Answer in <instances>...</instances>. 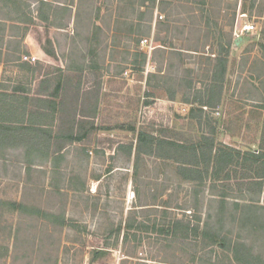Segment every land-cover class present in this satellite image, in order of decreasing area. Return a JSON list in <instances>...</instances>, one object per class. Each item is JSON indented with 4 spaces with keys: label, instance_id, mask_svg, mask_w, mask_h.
I'll use <instances>...</instances> for the list:
<instances>
[{
    "label": "rangeland",
    "instance_id": "rangeland-1",
    "mask_svg": "<svg viewBox=\"0 0 264 264\" xmlns=\"http://www.w3.org/2000/svg\"><path fill=\"white\" fill-rule=\"evenodd\" d=\"M40 1L0 0V111L19 114L0 130V201L42 211L0 202V264H239L240 242L243 264H264V228L232 220L239 173L194 188L135 152L140 131L259 147L264 0ZM229 40L220 103L192 111ZM174 219L200 235L172 236Z\"/></svg>",
    "mask_w": 264,
    "mask_h": 264
},
{
    "label": "trees",
    "instance_id": "trees-1",
    "mask_svg": "<svg viewBox=\"0 0 264 264\" xmlns=\"http://www.w3.org/2000/svg\"><path fill=\"white\" fill-rule=\"evenodd\" d=\"M41 5H49V2L42 0ZM2 20H0L1 22ZM5 27L0 24V44L3 41V31ZM18 43V42H17ZM2 45H0V60L2 55ZM231 46V41L225 43H218V53H214V65L210 75L209 83L204 87V94L200 95L199 100L192 101L196 104V107H192L193 110L202 112L203 106L207 108L216 107L222 98L223 87L225 82V74L228 62V55ZM15 50H18L17 48ZM15 55H9L13 58ZM10 60V59H8ZM174 95H170V99H173ZM195 100V99H194ZM215 100V101H214ZM2 108V107H0ZM14 108V109H13ZM1 110V109H0ZM0 130L3 131L10 129L11 123L17 122L13 120L14 116L19 115L17 109L14 106L1 112L0 111ZM192 117L197 115L192 112ZM208 134V133H207ZM5 140V136H0V142ZM130 151L132 147H129ZM57 150H60L58 147ZM136 158L146 154L154 156L162 160H167L175 164V174L184 180L195 183L197 186H203L206 182H209V188L217 187L218 182L223 180H230L235 173L238 175L235 184L239 187L240 191H244L242 195L243 202L233 201L231 203L235 214L231 215L232 220H237L240 223H247L252 229L260 230L264 228V204H260L259 198H264V132L261 136L259 147L256 150L235 149L229 145L221 142H215L213 137L208 134H202L197 138H189L186 140H177L169 137H158L153 134H148L144 131L139 132L137 145L135 148ZM56 151V150H55ZM57 152V151H56ZM195 195L198 192L194 189ZM221 197L219 203L222 208L224 204H227L225 191H219ZM4 205H8L12 210H18L21 212L41 213L40 209L35 207H28L22 203L15 201H0ZM46 217L49 214L45 213ZM237 215V216H236ZM167 229L173 236L177 230L181 229L182 236L188 237L190 234L200 235L198 226H190L187 222L183 224L178 219H174L169 222ZM206 231L202 228L201 233L206 234ZM210 233V232H209ZM207 235L210 237L209 244L216 245L219 241L225 242V238L217 239V234ZM225 247V245H224ZM227 248V247H225ZM242 248H245L243 243H236L233 249V259L239 264H243L240 254ZM241 261V262H240ZM248 262V261H247Z\"/></svg>",
    "mask_w": 264,
    "mask_h": 264
},
{
    "label": "built area",
    "instance_id": "built-area-1",
    "mask_svg": "<svg viewBox=\"0 0 264 264\" xmlns=\"http://www.w3.org/2000/svg\"><path fill=\"white\" fill-rule=\"evenodd\" d=\"M22 58H23V60H26V61H29V62L35 60V57L30 56V55H23Z\"/></svg>",
    "mask_w": 264,
    "mask_h": 264
},
{
    "label": "crops",
    "instance_id": "crops-1",
    "mask_svg": "<svg viewBox=\"0 0 264 264\" xmlns=\"http://www.w3.org/2000/svg\"><path fill=\"white\" fill-rule=\"evenodd\" d=\"M21 42H22V44H23V46H24V40H22Z\"/></svg>",
    "mask_w": 264,
    "mask_h": 264
}]
</instances>
